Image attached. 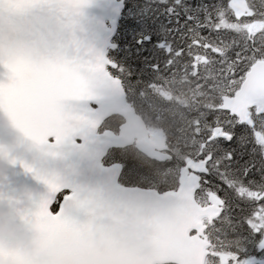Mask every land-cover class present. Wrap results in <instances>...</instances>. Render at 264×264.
<instances>
[{"label": "water", "instance_id": "water-1", "mask_svg": "<svg viewBox=\"0 0 264 264\" xmlns=\"http://www.w3.org/2000/svg\"><path fill=\"white\" fill-rule=\"evenodd\" d=\"M122 1L0 3V264H204L209 243L200 238L202 220L218 218L220 205L212 196L205 208L194 200L193 173L202 164L189 162L192 174L182 169L178 190L163 195L120 188V167L99 164L107 150L133 142L148 158L164 150L162 135L148 139L124 104L119 80L106 74L101 33L109 22L111 42ZM38 6L39 15L11 19ZM228 6L240 20L245 3ZM89 103L98 108L90 111ZM252 108L264 113V60L220 110L250 124ZM111 114L127 122L120 134L95 137ZM87 119L95 121L90 128ZM64 188L72 194L52 215L48 208Z\"/></svg>", "mask_w": 264, "mask_h": 264}, {"label": "rangeland", "instance_id": "rangeland-1", "mask_svg": "<svg viewBox=\"0 0 264 264\" xmlns=\"http://www.w3.org/2000/svg\"><path fill=\"white\" fill-rule=\"evenodd\" d=\"M246 1L253 6L258 4L263 11H261V14L260 11L256 12L259 9L256 5V10L252 16L247 17L242 22H235L227 9V0H195V2L209 3L210 5L216 3L217 8L210 10L213 12L214 17L220 15L221 23L218 27L227 29V31L221 33L223 36L222 41L215 34L207 42L202 41L205 47L195 48L194 51H198L199 54L194 55L191 59L187 56L180 57L179 53L172 55L167 61V66L162 60L163 52H157L155 47L156 43L163 39L168 41V45L174 43L176 16L169 14L172 7L175 6L173 0H154L155 4L151 5L149 4L151 0H128L125 2L131 7L122 13L119 20L117 35L114 40V44L118 48L114 51V55L120 58L122 64L126 61L127 65H131L133 68L137 64L142 65L143 70L161 67L158 72L149 75L147 78H157L158 81L161 78H168L172 81L173 84L171 83L170 90L163 91L164 93H172V99L168 100V106L164 105V102L161 101L163 99L160 97L153 103L164 110L162 120L164 117H168L170 125L176 128L175 132L185 130L183 121L189 117L193 118V128L181 134V136H184L183 144L185 146L183 144L179 145L180 152L175 149L172 151L177 160L175 172L173 171L174 168L164 170L153 165V163H143L132 154L131 159L128 161L127 180L130 179L133 184L144 185L145 188L160 191L175 188L179 169L178 159L183 158L181 152H186L185 156H187L189 151L196 152L203 147L197 138V134L200 130L208 127L210 117L213 118V122H215L216 117L226 121V116L217 109L220 104L219 98L239 86L244 74L255 61V55L245 54L237 58L235 53L245 47L249 50H255L256 54L264 53V0ZM183 3L192 5L194 0H183ZM135 8H137L136 11H134ZM177 11L183 15L188 11V8H179ZM172 32L173 35L170 34ZM234 49L235 53L233 54L232 50ZM178 57L181 58L180 62ZM195 68L197 75H194ZM189 69L190 74L186 75ZM115 72V76L121 79L129 97H138L143 101L147 107L145 112L150 114V96L146 92V79H144L145 81L143 79L129 81L126 72H121L119 69ZM178 78L181 79V82L176 83ZM175 84L178 85L177 88L174 87ZM165 109L168 110V114H166L167 110ZM178 115L179 117H176ZM263 129L264 118L257 121L253 128L249 130L245 128L244 139L241 143L247 144L248 142L245 140L249 136L255 141V143H251L252 145L254 144L257 148L264 150ZM245 154L248 155L249 159L255 158L247 150H245ZM239 186L238 184V194H246L249 197L246 189L243 190ZM197 200L202 205L207 204L206 197L200 192L197 195ZM207 227L206 235L211 240L213 247L211 250V264H227L228 259L231 258L229 249L236 247L231 228L226 220L223 223L217 220L215 226L213 222Z\"/></svg>", "mask_w": 264, "mask_h": 264}, {"label": "snow or ice", "instance_id": "snow-or-ice-1", "mask_svg": "<svg viewBox=\"0 0 264 264\" xmlns=\"http://www.w3.org/2000/svg\"><path fill=\"white\" fill-rule=\"evenodd\" d=\"M3 3V0H0ZM98 3V0H97ZM172 11L170 15L176 16V29L174 43L171 45H163L164 49H168V53L164 54L163 61L167 66V61L172 55L179 53L180 57L187 56L191 59L194 55H198L195 48H204L205 44L213 34L223 40L222 32L227 29L218 27L221 23L220 15L213 16L210 9L217 8L216 3L195 2L192 5H186L183 0H173ZM100 10L103 11V4H99ZM131 6L124 4L121 13L129 10ZM188 8L183 15L177 11L179 8ZM138 8V7H137ZM134 9V11L137 10ZM42 9L38 6L30 9L24 14L13 13L11 19L13 22L18 19H26L28 17L39 15ZM226 18V13L224 14ZM5 13L0 10V22H3ZM110 25L105 24L104 31L101 33V39L105 44L104 58L109 63L105 66L109 70V75H115V70L128 74L129 81L136 79H146L149 75H154L160 70L159 68H149L143 70L142 65L123 64L118 56L114 55L117 45L111 44L108 40ZM178 45V46H174ZM239 47V45H237ZM113 53V54H110ZM256 55L255 50H249L247 47L237 51V58L245 55ZM179 59V57H178ZM119 78V77H117ZM228 116L226 121L216 117L209 118L208 127L202 129L197 134V138L203 145L202 149L196 152L189 151L187 153V161H179L178 166L189 172L193 170L188 168V162L193 165H203V170L195 172L199 177V189L202 195L214 197L219 202L220 212L218 221L223 223L227 221L233 238L235 248H230L231 258L227 264H264V195H260L259 199H251L246 194H238L237 185H259L261 191H264V152L256 153L253 148H249L248 144H242L244 139L245 128L237 124L227 110H224ZM264 116V113L260 114ZM215 133V135H214ZM247 150L256 159H249L245 155ZM257 160L259 163H257ZM126 168L127 165H124ZM69 188L62 189L61 193L53 199L49 211L55 215L60 212L61 206L64 205V197L70 194ZM249 192L257 191L256 189H248ZM211 206L213 200H207ZM216 221H214L215 226Z\"/></svg>", "mask_w": 264, "mask_h": 264}, {"label": "flooded vegetation", "instance_id": "flooded-vegetation-1", "mask_svg": "<svg viewBox=\"0 0 264 264\" xmlns=\"http://www.w3.org/2000/svg\"><path fill=\"white\" fill-rule=\"evenodd\" d=\"M153 3H154V0L151 2V4H153ZM166 42H167L166 40H160V42L158 44L156 43V47H155L156 51L157 52H163V48L159 47V44L161 43V44L167 45ZM167 53H168V51L165 48L163 54H167ZM180 61H181V58L179 59V62ZM189 74H190V69L187 70V72H186V75H189ZM196 74H197V71L195 69L194 75H196ZM157 82L160 84L161 87L158 86ZM179 82H181L180 78H178L176 83H179ZM150 83L152 84V85H150L152 88L149 89L150 90L149 92L151 93V95L153 97L158 98L157 91H160L162 94V93H164L163 91L169 90L172 81H170L168 78H166V79L161 78L158 81V79L156 78L155 83H153V82H150ZM174 87L177 88L178 85L175 84ZM164 94L166 96V99H163V102H164L165 106H168L167 105L169 102L168 100L172 99L171 98L172 93L168 92V93H164ZM155 98H154V101L157 100ZM126 102L129 104L130 108L133 109L134 114L142 119L147 131L153 133L155 130H158V131L160 130L164 135L166 132L170 133V131H172V132L176 131V128H174L170 125V120L168 117H166V118L164 117L162 120V114L164 113V110L160 109L159 106L157 104H154L153 101H151L150 99H149V108H150V111H152L151 112L152 115L145 112V109H147V107L145 106L143 101H141L138 97L130 98L128 95V98H126ZM165 110H167V109H165ZM166 114H168V110H167ZM176 117H179V115ZM192 121H193L192 117H189L188 119H185L183 121V124H184L183 126L185 127V130H183V132H188L190 130V128L193 125ZM125 123H126V121L123 118H121V116H109L108 118H106V120H104L102 122V124L99 126L96 133L99 134V133H102L104 131H111L113 134L117 135L120 132L121 126L124 125ZM161 124L163 126H161ZM166 146H167L166 153L169 155V159L165 160L164 162L156 163L154 161H151V160L145 158L144 156H142L140 153H138L135 150L134 146L128 147V148L123 149V150H111V152L108 153V155H112L113 158L110 157L109 162L111 164H115V163H121L123 165H124V163L128 164V161L131 159V155L133 154L136 158H138L143 163H147V164L153 163L156 166H158L160 169L162 168L164 170L165 169L170 170V169L174 168L173 171L175 172L177 160L174 156V153L171 150V148L174 147V144L173 143L168 144L167 140H166ZM255 152L260 153V152H264V150L262 149L260 151H255ZM254 157H255L254 159H256V156H254ZM257 163H259L258 160H257ZM121 179L122 180L128 179V176H127L125 170L122 174ZM140 186L144 187V185H140ZM239 188H243V190L246 189V192L249 194L250 197H254L257 199H259L260 195H264V191L260 190L261 186H259V185H253V184H251V185L247 184V185H242V186L240 185ZM250 188L256 189L257 191L249 192L248 189H250Z\"/></svg>", "mask_w": 264, "mask_h": 264}, {"label": "trees", "instance_id": "trees-1", "mask_svg": "<svg viewBox=\"0 0 264 264\" xmlns=\"http://www.w3.org/2000/svg\"><path fill=\"white\" fill-rule=\"evenodd\" d=\"M232 53L234 54L235 53V49L234 50H232ZM262 56H263V53H260V54H257V56H256V59L258 58V59H260V58H262ZM143 81H145L144 79H143ZM155 81H156V78H153V79H150V78H146V92L148 93V96H150V100L151 101H154V97L151 95V93L149 92L150 90V88H152L150 85H152L150 82H153V83H155ZM157 84H158V86L159 87H161L160 86V84L157 82ZM162 96H160V98H161ZM146 110V109H145ZM147 111V110H146ZM152 111H149V113H150V115H152V113H151ZM161 126H163L162 124H161ZM182 133H184L183 131H181V132H172V131H170V133H168L167 132V136L169 137V140H171L170 141V143H172V141H174L173 142V144H174V147H175V150H178L179 152H180V146H181V144H183V141H184V136H181V134ZM249 140H251V141H253V139L252 138H249V139H247V140H245L246 142H248ZM180 145V146H179ZM184 145V144H183ZM185 146V145H184ZM173 147V148H174ZM249 148H251V146H248ZM172 148V149H173ZM182 154H183V158H180L181 159V161H183V159L186 157L185 155H186V152H181ZM246 155V154H245ZM246 156H248V155H246ZM138 159V158H137ZM126 165H127V163H126ZM128 166H129V163H128V165H127V167L125 168V172H126V174L128 173V171H129V168H128ZM130 170H131V167H130ZM127 183H128V185L129 184H133V181H131L130 179L129 180H127ZM213 248V247H212ZM227 249H229L228 247H227ZM212 262L209 260V264H211Z\"/></svg>", "mask_w": 264, "mask_h": 264}]
</instances>
